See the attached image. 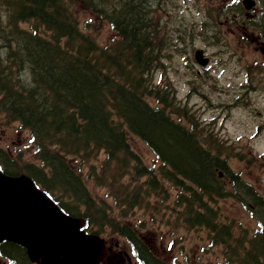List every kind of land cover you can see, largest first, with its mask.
<instances>
[{
    "label": "trees",
    "instance_id": "obj_1",
    "mask_svg": "<svg viewBox=\"0 0 264 264\" xmlns=\"http://www.w3.org/2000/svg\"><path fill=\"white\" fill-rule=\"evenodd\" d=\"M149 2L0 0V118L28 130L36 146L31 162L0 148V165L7 174L27 173L64 210L112 227L137 247L144 244L125 220L136 207L203 231L205 252L219 247L225 264H264V199L229 167L228 144L202 126L174 86L156 79L171 43L151 23ZM96 21L114 31L108 43L89 29ZM129 133L147 144L159 168L144 162ZM88 182H109L104 190L113 202L101 201ZM227 198L244 205L260 229L236 235L218 203ZM144 200L152 203L143 208Z\"/></svg>",
    "mask_w": 264,
    "mask_h": 264
},
{
    "label": "rangeland",
    "instance_id": "obj_2",
    "mask_svg": "<svg viewBox=\"0 0 264 264\" xmlns=\"http://www.w3.org/2000/svg\"><path fill=\"white\" fill-rule=\"evenodd\" d=\"M151 1V14L159 19V24H155L167 43H171L165 70L158 71L156 79L163 78L167 85L174 86L178 99L192 108L203 123L210 125L213 136L228 141V147L237 153L228 164L264 196V157H261L264 155V65L260 62V52L254 51L253 45L242 36L240 27L228 25L226 19H232V14H224L222 2L225 0ZM197 22L204 23L203 28L193 26L185 32L188 23ZM89 29L98 35L102 44L115 36L107 21H96ZM197 49H203L210 58L205 68L194 60ZM248 66L255 69L254 75L260 78L263 75L262 85L253 88L254 92L250 90L249 95L243 86ZM164 71L165 77L160 73ZM197 73L203 76L198 77ZM173 118L187 126L186 118L177 115ZM30 139V133L20 125L0 118V147L11 155L22 153L25 159L33 161L34 147ZM129 140L147 165L155 164L154 154L138 136L129 133ZM91 181L96 180L91 177ZM103 185L106 187L90 184V189L101 201L104 198L111 204V199L104 197L107 193L104 189L110 188L109 182ZM147 201H143V208ZM218 203L223 213L234 219L236 235L245 229L251 234L258 228L257 222L236 200L227 198ZM136 208L125 220L164 264H216L223 257L222 249L218 248L213 253H203L209 242L203 231L188 232L174 227L166 218L153 219L149 212Z\"/></svg>",
    "mask_w": 264,
    "mask_h": 264
},
{
    "label": "water",
    "instance_id": "obj_3",
    "mask_svg": "<svg viewBox=\"0 0 264 264\" xmlns=\"http://www.w3.org/2000/svg\"><path fill=\"white\" fill-rule=\"evenodd\" d=\"M196 59L208 62L200 50ZM83 224L66 215L29 176L0 170V241L20 243L41 264H97L104 254L102 240L79 230Z\"/></svg>",
    "mask_w": 264,
    "mask_h": 264
},
{
    "label": "flooded vegetation",
    "instance_id": "obj_4",
    "mask_svg": "<svg viewBox=\"0 0 264 264\" xmlns=\"http://www.w3.org/2000/svg\"><path fill=\"white\" fill-rule=\"evenodd\" d=\"M250 8L248 9V7ZM224 14H232V20L226 19L228 25L240 27L249 43H254V50L261 54L260 62L264 64V30L262 26L252 29L249 23H258L264 16V0H225L222 2ZM241 16V20L238 16ZM264 27V26H263ZM254 30H257L255 33ZM107 255L101 264H141L132 249L124 242L115 239L106 241ZM21 259L23 261L21 262ZM28 257L22 247L12 242L0 244V264H36L27 261Z\"/></svg>",
    "mask_w": 264,
    "mask_h": 264
}]
</instances>
